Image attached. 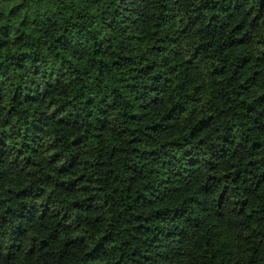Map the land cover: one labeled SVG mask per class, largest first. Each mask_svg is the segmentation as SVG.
Returning <instances> with one entry per match:
<instances>
[{
    "label": "trees",
    "instance_id": "obj_1",
    "mask_svg": "<svg viewBox=\"0 0 264 264\" xmlns=\"http://www.w3.org/2000/svg\"><path fill=\"white\" fill-rule=\"evenodd\" d=\"M0 264H264V0H0Z\"/></svg>",
    "mask_w": 264,
    "mask_h": 264
}]
</instances>
